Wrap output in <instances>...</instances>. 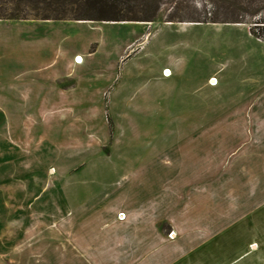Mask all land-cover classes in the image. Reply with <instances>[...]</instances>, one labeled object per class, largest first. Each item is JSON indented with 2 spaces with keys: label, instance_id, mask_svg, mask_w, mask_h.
Masks as SVG:
<instances>
[{
  "label": "rangeland",
  "instance_id": "1",
  "mask_svg": "<svg viewBox=\"0 0 264 264\" xmlns=\"http://www.w3.org/2000/svg\"><path fill=\"white\" fill-rule=\"evenodd\" d=\"M33 13L0 19V264H264V0Z\"/></svg>",
  "mask_w": 264,
  "mask_h": 264
},
{
  "label": "trees",
  "instance_id": "2",
  "mask_svg": "<svg viewBox=\"0 0 264 264\" xmlns=\"http://www.w3.org/2000/svg\"><path fill=\"white\" fill-rule=\"evenodd\" d=\"M162 0H0V19H28V9L40 17L41 20L69 19L75 21H154ZM74 5L75 11L70 17L65 15L64 7ZM56 11L54 15L40 13L39 8ZM62 12V13H60ZM64 14V15H63ZM262 19V18H260ZM264 20V18H263ZM169 21H174L171 19ZM197 22H218L217 17L199 18ZM232 22H241L235 19ZM256 23H264L257 21ZM250 27V32L264 43V32H256L255 27H264L256 24Z\"/></svg>",
  "mask_w": 264,
  "mask_h": 264
},
{
  "label": "crops",
  "instance_id": "3",
  "mask_svg": "<svg viewBox=\"0 0 264 264\" xmlns=\"http://www.w3.org/2000/svg\"><path fill=\"white\" fill-rule=\"evenodd\" d=\"M77 22H79V21H77ZM196 24H198V23H196ZM250 32V31H249ZM251 33V32H250ZM264 49V48H263ZM78 54H75L74 56H72V58H73V61H74V58L77 56ZM78 57H81L82 58V56L81 55H78ZM83 62V58H82V60H81V62L79 63V64H81ZM74 63H75V61H74ZM76 64V63H75ZM167 71H169V70H167ZM170 73V72H169ZM169 73H168V75H169ZM163 75H165L164 73H163ZM212 78L213 79H215V81H217V79L215 78V77H213L212 76ZM262 102V101H261ZM2 107H0V109H1ZM254 108V107H253ZM220 218V215H217V218L215 217V213H214V215H213V222L216 220V221H219L218 219ZM219 226V225H218ZM264 236V230H263V233H262V237ZM217 238V233L216 234H214V240ZM254 243V242H253ZM262 244H263V246H264V241L262 242ZM262 246V245H261ZM250 249H251V247H249Z\"/></svg>",
  "mask_w": 264,
  "mask_h": 264
},
{
  "label": "bare ground",
  "instance_id": "4",
  "mask_svg": "<svg viewBox=\"0 0 264 264\" xmlns=\"http://www.w3.org/2000/svg\"><path fill=\"white\" fill-rule=\"evenodd\" d=\"M81 60H82V58L77 56L76 61L75 60L74 61H75L76 64H79L81 62ZM168 73H169V71L165 70V75L166 76L168 75ZM210 82L213 83L214 82L213 79H211ZM213 84H216V83L214 82Z\"/></svg>",
  "mask_w": 264,
  "mask_h": 264
},
{
  "label": "built area",
  "instance_id": "5",
  "mask_svg": "<svg viewBox=\"0 0 264 264\" xmlns=\"http://www.w3.org/2000/svg\"><path fill=\"white\" fill-rule=\"evenodd\" d=\"M76 58H77V56L74 58L75 61H76ZM164 74H165V73H164ZM212 79H213V78H212ZM213 81L216 83L215 79H213ZM214 82H213V83H214ZM213 83L210 82V84H213Z\"/></svg>",
  "mask_w": 264,
  "mask_h": 264
}]
</instances>
